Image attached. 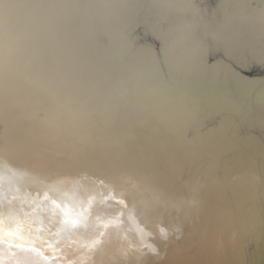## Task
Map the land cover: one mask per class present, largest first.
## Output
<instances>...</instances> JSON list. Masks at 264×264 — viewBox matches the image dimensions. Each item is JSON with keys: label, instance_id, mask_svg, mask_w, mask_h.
Instances as JSON below:
<instances>
[{"label": "water", "instance_id": "1", "mask_svg": "<svg viewBox=\"0 0 264 264\" xmlns=\"http://www.w3.org/2000/svg\"><path fill=\"white\" fill-rule=\"evenodd\" d=\"M4 3L0 64L11 76H43L38 94L72 91L67 109L81 135L53 159L67 208L83 211L80 202L102 191L99 178L130 177L137 200L161 194L150 212L174 230L167 240L154 235L159 255L139 264H264V0ZM98 24L93 50L83 33ZM76 91L87 100L76 103ZM205 133L208 152L199 149ZM90 165L84 182L80 170ZM90 211L88 226L73 231H101L96 217L113 210L97 203Z\"/></svg>", "mask_w": 264, "mask_h": 264}, {"label": "bare ground", "instance_id": "2", "mask_svg": "<svg viewBox=\"0 0 264 264\" xmlns=\"http://www.w3.org/2000/svg\"><path fill=\"white\" fill-rule=\"evenodd\" d=\"M82 13L78 17L79 24L83 21L81 18ZM101 29L100 24L94 25L92 29H89L88 26L83 33L85 35L84 40L92 46L93 50H96L97 48L93 47L98 46L100 43L98 35ZM9 73L6 66L0 64V222H2L0 227H6L7 230L19 227L20 233L18 234L26 237L29 235V229H31L30 235L33 238L40 236L45 238L48 243H55V246L61 249L60 254L62 256H69L72 259L71 264H78V259L74 258L72 253L75 251L69 253L70 248L67 245L73 243L74 248L86 246L96 238L100 230L95 231L89 228L91 234L82 233L80 235L73 230L61 231L58 224L52 227L50 223L52 220L50 205L46 208L43 203L44 195L48 194L51 199L56 200L58 203L63 200L65 207L68 206L63 196L62 198L58 197V191L68 194L66 188H63L65 186L64 182L52 185L48 183L47 177L58 174L56 173V161H53V159L54 153L62 151L59 146L79 142L78 135H81V131L77 133L79 116L76 112L73 113L72 109H67V106L70 105L69 99L72 91L69 90L65 96L62 89L58 92V90L50 88L44 91L41 90L38 94L33 85L35 82L44 81L43 76L40 77L37 73H34V77H31L33 71L27 72L21 77L11 76ZM76 86L80 89L79 84H76ZM9 94L15 95L16 98L9 96ZM78 95L79 93L76 91L71 98L80 104L82 100H87L89 94ZM47 100L50 104L56 101L54 107H48L46 105ZM57 105L62 106L57 107ZM75 127L77 128L74 129ZM205 136L206 133L200 134L199 149L208 152L214 144ZM214 136L218 140L221 139L219 131L214 132ZM231 140L232 143L241 141L236 136L232 137ZM91 151L93 150H89V152ZM210 156L211 153L205 154L203 159L208 162ZM90 157L85 158V164H90ZM185 158L186 160L190 158L185 165H188L187 167L191 169H196L197 162L192 160L190 154H185ZM169 163L173 162L170 160ZM90 166L92 167H85L80 170L83 173L81 179L84 182H88V179L93 178L92 172L96 165ZM177 167L179 171L183 170L181 165L178 166L177 164ZM58 177L54 175V178ZM57 180H62V178ZM39 184H41V187H39ZM49 188L54 189V194L49 191ZM76 194L77 196L81 194V188H78ZM110 213L112 214L113 211H110ZM129 229H134V226L129 223L115 227L110 226L107 229L102 226L101 230L105 232V237L103 238L102 251L96 252L101 255L99 259H101L102 254H106L105 251L123 252L130 243L138 245V234ZM48 230L58 234L49 238L47 236ZM17 242L15 237H9L10 244ZM45 255H49V253L46 252ZM80 261L81 264H84L82 259ZM0 262L2 264H52L51 261L46 262L30 252L25 253L15 247L9 248L3 240H0Z\"/></svg>", "mask_w": 264, "mask_h": 264}, {"label": "snow or ice", "instance_id": "3", "mask_svg": "<svg viewBox=\"0 0 264 264\" xmlns=\"http://www.w3.org/2000/svg\"><path fill=\"white\" fill-rule=\"evenodd\" d=\"M5 6L4 0H0V9ZM56 183H63L62 180H57ZM96 186L102 189L101 192L96 193L93 191L88 194V199L81 201L83 211L75 212L67 209L64 206V201L60 200L58 203L56 200L51 199L48 194L43 197V203L45 207H49L52 220L50 221L52 227L57 224L60 225V230L72 231L77 230L80 227H87L90 216L92 215L90 209L97 203L103 204L107 209H112L114 214H109V217L105 220L102 217L97 216L96 220L99 225H102L104 229L110 226H119L124 223H129L134 226V230L139 237L138 245L128 244V247L120 254L122 259H134L136 264L147 255H159L158 249L150 242L151 238L158 234L160 239L167 240L174 231L172 226L165 223L162 220L154 217L150 208L154 204H158L161 201V194L153 191L151 199L149 201L137 200L133 194V190L138 189V185L130 177L114 176L112 179L105 181L104 178H99L96 182ZM127 185V187H126ZM147 190V189H146ZM50 192L54 189L49 188ZM2 224V222H0ZM20 228L17 227L13 230H7L6 227H0V240H3L5 244H8L9 248L15 247L22 252L32 253L39 256L44 261H51L52 264H60L61 260L65 257L62 256L61 249L55 246V243H48V241L40 236L33 238L30 233L26 237L25 235H19ZM58 233H53L50 230L47 231L49 238L56 236ZM9 237H15L18 241L15 244L9 243ZM105 232L103 230L98 232L95 239L91 240L86 246L89 253L95 254L97 251H102ZM147 241V242H146ZM67 247H71L68 244ZM49 255H45V253ZM89 260L92 256L87 257ZM117 258V257H114ZM2 264V262H0ZM71 264V262H69Z\"/></svg>", "mask_w": 264, "mask_h": 264}, {"label": "rangeland", "instance_id": "4", "mask_svg": "<svg viewBox=\"0 0 264 264\" xmlns=\"http://www.w3.org/2000/svg\"><path fill=\"white\" fill-rule=\"evenodd\" d=\"M251 143H253V141ZM72 244H71V247H69L70 248L69 253L71 251H75L76 252V253L75 252H72V253L74 254L73 257L78 259V261H79L78 264H81L80 259L83 260L84 264H136V261L134 259L118 258V257H120V254L122 252H114V253H112L110 251H105L104 253H106V254H102L101 259H99V257L101 255H99L97 253H95V254L89 253L87 251L86 247H82L81 246L80 248H74ZM69 253H67V254H69ZM89 255L92 256L91 260H89L87 258ZM114 257H117V258H114ZM71 260L72 259L69 256H67V257H65L64 260L60 261V264H69V262Z\"/></svg>", "mask_w": 264, "mask_h": 264}]
</instances>
